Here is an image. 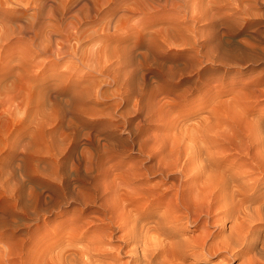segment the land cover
Here are the masks:
<instances>
[{
    "label": "rangeland",
    "instance_id": "1",
    "mask_svg": "<svg viewBox=\"0 0 264 264\" xmlns=\"http://www.w3.org/2000/svg\"><path fill=\"white\" fill-rule=\"evenodd\" d=\"M258 39L264 0H0V264L92 221L95 186L153 165L175 120L235 155L264 124L239 109Z\"/></svg>",
    "mask_w": 264,
    "mask_h": 264
},
{
    "label": "bare ground",
    "instance_id": "2",
    "mask_svg": "<svg viewBox=\"0 0 264 264\" xmlns=\"http://www.w3.org/2000/svg\"><path fill=\"white\" fill-rule=\"evenodd\" d=\"M257 49L262 60L261 39ZM239 107L244 114L264 108V77L245 83ZM260 119L249 121L243 131L245 142L236 144L235 155L219 149L226 140L224 131L175 120L151 147L153 165L142 169L134 165L127 176L114 175L95 186V218L86 223L74 218L72 223L79 224L65 236L48 240L40 251L35 247L31 261L187 264L191 257L193 261L216 259L213 264L235 260L264 264V124ZM152 172L159 175L154 181Z\"/></svg>",
    "mask_w": 264,
    "mask_h": 264
}]
</instances>
